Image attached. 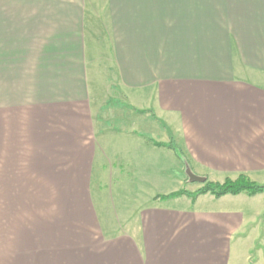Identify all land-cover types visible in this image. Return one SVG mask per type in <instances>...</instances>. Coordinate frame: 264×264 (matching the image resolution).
Wrapping results in <instances>:
<instances>
[{
    "label": "crops",
    "instance_id": "crops-1",
    "mask_svg": "<svg viewBox=\"0 0 264 264\" xmlns=\"http://www.w3.org/2000/svg\"><path fill=\"white\" fill-rule=\"evenodd\" d=\"M47 1L53 13L47 21L18 11L5 26L0 21V33L8 29L15 39L0 45L12 89L0 100H14L8 110L15 111L7 113L6 162L35 164L42 176L40 165L55 163L64 170V190L56 193L75 196L73 208L90 225L95 222L86 196L98 155H109L110 168L117 165L122 173L117 178L135 180L137 191L151 198L183 188L185 164L209 182L244 175L264 185V0H251L253 9L247 0L233 4L242 13L225 11L227 18L189 6L193 10L181 11L170 25L164 0H126L123 8L113 7L107 53L135 123L113 126L118 130L92 119L88 68L94 49L85 36V0L82 10L78 0ZM45 23L56 29L47 49L54 67L40 70L33 60L22 67L21 60L41 56L35 34H42L38 28ZM22 112L27 119L19 118ZM169 141L181 158L165 147ZM27 148L29 158H20ZM194 184L200 185H188ZM143 198L129 209L126 224H118L126 232L107 240L98 264H264V194Z\"/></svg>",
    "mask_w": 264,
    "mask_h": 264
},
{
    "label": "rangeland",
    "instance_id": "rangeland-1",
    "mask_svg": "<svg viewBox=\"0 0 264 264\" xmlns=\"http://www.w3.org/2000/svg\"><path fill=\"white\" fill-rule=\"evenodd\" d=\"M241 1L164 0V2L168 3L169 25L170 22L175 23L177 21L181 11L193 10L192 8L189 9V6L197 7L198 9L200 7V11L207 7L218 14H222L223 18L224 16L227 18L225 11L228 14L229 11H233V15H235V11L241 14L242 11H237L233 5ZM73 2L69 1V5L72 6ZM78 2L79 10H82V2L80 0ZM247 2L250 6L249 9H253L256 5V2L251 0H247ZM84 4L83 6L86 10L84 13L85 36L90 40L88 44L92 45L91 49H94L92 51V54H94L92 63L94 64L88 68L89 74L93 75V83L90 84L92 119L101 120H98L100 127L103 123L107 126H112V128L118 125L126 129L131 128L130 126L135 124L134 118H132L128 106L124 102L123 94L117 83L116 70L110 64L111 60L107 53L108 43H111L110 39L112 38V28L110 27L112 8L114 7V11L117 8H123L126 0H85ZM49 5L47 0H0V21L5 26L7 21L13 19L8 16L15 15V11L21 12L19 14H29L25 16H32L31 14L43 15L44 20L47 21V17L53 14L52 10L47 12ZM259 5L263 4L260 3ZM131 13L133 12H129V17L131 19L135 18V12ZM232 21L235 23L232 19L228 18L227 20L228 24H231ZM38 29L42 30V34L39 36L35 34V42L37 43V54L40 52L41 56L30 60L28 58L26 60L23 59L20 64L26 68L30 66L26 61L33 60L32 63L34 65L40 64V70H43V68L48 70L54 67L53 54L52 52L49 53L47 49L51 47L50 43H54L53 35L51 34L56 29H54L53 24L47 26L46 23L42 24V28ZM6 30L8 29L4 28V32L0 33V45L6 46L7 38L12 37L14 39V35L7 33ZM105 32H107V35ZM234 52L232 50V57ZM1 55L5 56L6 51L4 52L0 49ZM1 58L0 99L1 97L6 98L8 90L9 92L12 90L10 88L11 83L8 82L6 76V66L9 65L7 58ZM12 66L15 68V64H12ZM23 74H25V71H20L19 76L22 77ZM38 75L42 76L40 73ZM21 82H19V85ZM12 84V87L17 85L14 82ZM12 101L14 100H0L2 104V108H0V264H98V262H102L103 248L106 245H110L107 240L111 239L114 234L126 232L127 227L120 228L118 224H126L128 216L131 214L129 209L140 201L143 203V197L145 196L152 202H155L157 196L151 198L145 193L140 194L135 187L137 184L135 180L117 178V176H120L118 174L122 173L115 168L117 165L114 168H110L113 163L106 161L107 159L110 160L109 155L105 159L98 155L100 156L98 157L100 161L93 164L91 180L89 179L90 193L86 196L90 218L93 216L95 223L90 225L84 219L81 221L82 219L78 215L79 212L73 208L75 206L73 201L75 196L61 194L63 192L56 193L63 188L62 183H64L59 178V174L64 175V170L57 171L59 168L55 169V167L59 166H56L55 163L40 165L39 171L46 174V176H42L41 172L36 173L34 170L35 164L6 162V158H11L10 155L6 157L4 151L7 144L5 140L7 136L6 129L8 128L6 119L9 112L8 107H11L8 103ZM12 112L15 111L12 110L9 113ZM19 115L18 117L21 120L27 119L25 112ZM9 116L17 117V115ZM103 118L104 120H102ZM98 125L95 122V128ZM152 126L151 123L150 130H154ZM23 127L27 126L23 125ZM143 128L144 125L142 124L140 130H143ZM114 129L118 130V127ZM26 151V153L23 151L26 156H21L20 158H29L30 149L27 148ZM18 157L19 152L17 151L16 156H13V158ZM102 165L106 170L103 173L100 168ZM51 166L52 170H50ZM47 167L48 172L47 170L43 171ZM177 169L179 172V168ZM187 169L192 173L189 167L184 168V185L180 190L194 193L195 191L188 192V190H198L201 185H188ZM48 173L58 177L52 178ZM50 181L51 183L49 184ZM137 193L141 195V198L137 196ZM261 218L264 219V214Z\"/></svg>",
    "mask_w": 264,
    "mask_h": 264
},
{
    "label": "trees",
    "instance_id": "trees-1",
    "mask_svg": "<svg viewBox=\"0 0 264 264\" xmlns=\"http://www.w3.org/2000/svg\"><path fill=\"white\" fill-rule=\"evenodd\" d=\"M139 114H142V112H137ZM156 146H163L162 144L154 143ZM165 147H168L172 149L178 158H181V152L177 148V146L172 142L169 141V143L166 144ZM188 168V166L185 164V168ZM188 182L189 179L187 178ZM196 183V182H191ZM201 185V187L195 191L194 193H187L186 191H177L175 193L169 194L167 196H159L156 197V200H169L173 199L179 196H189L192 200H194L196 197L200 195H206L209 194L215 198H220L222 196L231 195L236 196L239 194H245L249 197L258 195V194H264V185H258L254 182H252L248 177L244 175H240L235 179H225L223 183H213L209 182L204 178L203 183H198Z\"/></svg>",
    "mask_w": 264,
    "mask_h": 264
},
{
    "label": "water",
    "instance_id": "water-1",
    "mask_svg": "<svg viewBox=\"0 0 264 264\" xmlns=\"http://www.w3.org/2000/svg\"><path fill=\"white\" fill-rule=\"evenodd\" d=\"M186 174L188 176L189 181L191 182H196V183H203L204 182V178L195 176L194 174H192L189 169L186 170Z\"/></svg>",
    "mask_w": 264,
    "mask_h": 264
}]
</instances>
